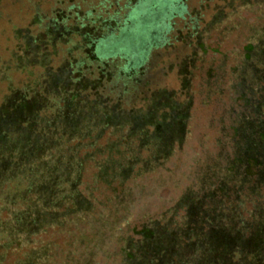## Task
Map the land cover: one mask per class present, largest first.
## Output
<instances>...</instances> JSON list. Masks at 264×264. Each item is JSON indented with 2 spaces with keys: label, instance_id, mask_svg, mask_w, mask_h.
I'll return each instance as SVG.
<instances>
[{
  "label": "rangeland",
  "instance_id": "obj_1",
  "mask_svg": "<svg viewBox=\"0 0 264 264\" xmlns=\"http://www.w3.org/2000/svg\"><path fill=\"white\" fill-rule=\"evenodd\" d=\"M104 1L0 0V95L37 92L0 105L1 264H248L239 245L264 239V0H186L167 63L152 55L136 82L82 66L70 85L47 66L83 41L44 27L96 22Z\"/></svg>",
  "mask_w": 264,
  "mask_h": 264
},
{
  "label": "trees",
  "instance_id": "obj_2",
  "mask_svg": "<svg viewBox=\"0 0 264 264\" xmlns=\"http://www.w3.org/2000/svg\"><path fill=\"white\" fill-rule=\"evenodd\" d=\"M105 1L104 3H106ZM120 1L121 3L118 5V1L116 0L115 4L112 6L114 8L113 12L106 14L105 17L96 15V22L92 20L89 21V23H83L81 20L76 18V16H74L76 20L73 22L71 27H66V24L64 25L62 22L57 26V28H61L60 30L56 28L53 31H50L49 26L44 27V32L47 35L56 34L57 40H59L58 42L61 41L62 43L69 46L72 45L71 39L74 36H78L83 41L82 49L84 51V57L77 58L69 55L67 60L64 62L67 67H61V65L47 66V69L51 72V74L57 71L61 72V70L65 71L67 69V72L70 76L69 83L71 85L80 79L85 78L84 72L80 69L82 66L87 69L92 67L94 64L95 69L98 70V76L97 78H94V76L91 75L90 80L86 79L88 81L97 82L105 77L110 78L111 76L115 75L125 79H131L132 81L136 82L139 81L137 76L141 75L138 73V71L150 66V59L152 55L154 58H156L154 61L155 65L161 64L162 62H168L167 58L164 57L167 50L177 47L175 40L173 39L174 34H181V28L179 26L177 29L175 28L173 19L184 21L185 17H187L188 12L185 4L186 0ZM83 15L84 17H87L90 15V12H84ZM86 21L87 20H85V22ZM80 31L84 32L80 33ZM161 51L163 52L164 56H162L163 54ZM43 66H45L44 63ZM92 73L93 70L90 74ZM73 75H75L74 79L72 77ZM14 93H19L21 95V100L26 101L37 92L33 91V93L27 95L22 89L10 90L6 94L3 93L0 95V105H2L3 100L6 97ZM94 98L98 100H93L90 102V104L97 102V104L93 105L94 108H105L106 110H113L119 113L116 102L114 103L111 100H108L107 102L105 100L106 98L102 97L98 93L94 95ZM44 100H46V105L37 113L38 120H40L39 118L41 112L44 109L50 107L51 100H47L45 98ZM161 127H163V124ZM37 151L38 150L35 152ZM1 153L2 149L0 150V158L2 157ZM12 154L13 156L11 162L17 160L19 157L14 153ZM33 158L34 157H31L30 159ZM48 161L44 163V161L37 160L36 162L37 165H39L40 170H43L44 173L45 171H49L47 165ZM245 161L247 163L250 161L253 162L255 160L253 158H246ZM7 162L11 165L8 166L10 171H15L17 169L15 166L16 164L13 165L9 159H7ZM52 168L53 172H55V169L57 171L55 165ZM250 170L251 168L247 167V171ZM43 217L45 218L43 214H37L34 217L31 215L28 218L29 227H32L33 229L35 220L40 222L43 220ZM10 223L13 232V230L16 228V222L14 220L10 221ZM37 226L39 225L37 224ZM214 238L218 241V237ZM220 238L223 239L222 237ZM253 247L254 246H252L251 243H249V245H246V243L239 245L241 253L248 255V257L253 260L251 262L250 260L247 261V263L249 262L248 264H264V239L260 245H256L254 248ZM148 264L156 263L150 261ZM228 264H239V262H228Z\"/></svg>",
  "mask_w": 264,
  "mask_h": 264
}]
</instances>
